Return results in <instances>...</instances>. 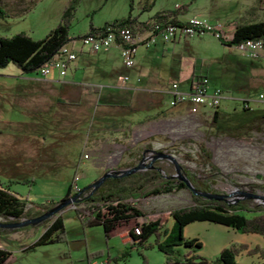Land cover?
I'll use <instances>...</instances> for the list:
<instances>
[{"label":"rangeland","instance_id":"374dc122","mask_svg":"<svg viewBox=\"0 0 264 264\" xmlns=\"http://www.w3.org/2000/svg\"><path fill=\"white\" fill-rule=\"evenodd\" d=\"M15 1L0 0L3 7ZM66 2L27 0L24 3L27 7L4 9L6 13L0 14V35L23 31L33 38L41 37L59 21ZM177 5L184 6L181 18L192 15L219 24L223 39L228 38L236 22L264 18V0H77L68 31L77 36L87 30L89 23L100 25L127 13L145 19L156 10L172 9ZM160 42L157 40L154 48L151 43L138 45L128 67L109 51L104 63L79 69L73 78L69 73L62 76L71 81L97 84L100 92L89 94L78 106L69 105L59 116L51 112L49 97L52 93L42 86L43 83L34 81L55 78L52 73L42 76L34 71L22 72L11 62L0 66V180L30 203L57 200L70 184L73 173L78 175V187L94 179L93 156H98L102 168L118 169L122 167V159L132 157L129 162L134 161L141 152L146 156L149 149L154 148L172 154L182 168L209 177L211 188L218 193L252 190L264 194V116H258L259 110H264L262 50L249 56L236 46L219 41L209 31L185 35L173 43ZM144 48L145 55L141 54ZM191 71L205 73L208 89L218 87L222 90L215 117L211 111L173 110L154 114L155 109L168 105L165 98H157L156 104L135 106L130 115L113 114L111 121L124 127L114 136H100L96 145L99 149L89 155L87 149L92 146L86 139L87 134L93 132L91 128L96 127L93 120L96 102L125 101L129 92L127 86L142 89L150 96L166 86L170 79H176L182 87ZM145 72L152 75V80L134 81L138 74ZM118 75L127 78L119 81ZM52 83L60 86L57 81ZM74 95L76 91L70 92L66 99L70 101ZM241 106L251 111H238ZM246 113L255 115L235 126L233 122L241 124ZM32 127H42L46 134L14 135L17 130ZM20 143H32L31 152L19 149ZM199 147L209 156L205 157ZM82 150L88 157H78ZM127 200L146 221H156L158 227L167 232L171 224L169 209L190 203V196L185 187H179ZM260 203L264 205V200ZM74 206L75 202H71L61 210L65 241L23 249L36 240L42 223L28 229L18 228L23 231L15 230L16 239H0L2 247L10 252L1 264H87L86 253L97 251L101 252V258L107 254L109 263L162 264V253L153 245V234L143 242V245L149 244L147 247L130 245V242L122 246L118 228L104 234L101 225L82 227L74 217ZM260 212L264 214V208ZM134 221L132 218L128 222ZM181 235L196 238L200 245L187 248L172 245V249L208 262H213L224 246L261 244L258 234L241 233L206 221L187 223L181 228ZM158 238L160 240L161 236ZM235 260L242 264H258L259 261L255 254L242 253Z\"/></svg>","mask_w":264,"mask_h":264},{"label":"trees","instance_id":"16d2710c","mask_svg":"<svg viewBox=\"0 0 264 264\" xmlns=\"http://www.w3.org/2000/svg\"><path fill=\"white\" fill-rule=\"evenodd\" d=\"M77 0H67L63 6L59 21L49 28L41 37L33 38L28 33L19 31L10 35H0V66L8 62L14 64L22 72L34 71L48 61L57 48L74 37L68 31L69 23L73 17L75 4ZM184 6L177 5L172 9H159L152 12L145 19H137L128 13L119 18L109 21H103L100 25L88 24L87 30L83 34L103 32L106 28L113 25H126L131 29H144L149 27L153 22L175 23L177 13H181ZM6 13L0 2V14ZM82 35V34H80ZM78 36V35H77ZM225 44L235 45L239 41L248 39H259L264 57V18L256 20H247L236 22L231 30L229 37L223 39L216 37ZM202 72H190L188 76V84L197 78ZM238 111L248 112L250 108L241 106ZM217 110L211 111L212 117H215ZM243 120H248L251 115L246 113ZM257 114V113H256ZM258 116H264V110H259ZM200 152L208 157L209 154L199 147ZM134 161H128L122 167L133 165ZM154 166V163H151ZM173 172V167L168 164L164 170H156L154 167H145L143 170H135L127 174L119 176H106L102 183L91 193L89 188L83 189L80 198L75 202L72 208L74 217L79 221L82 227L101 225L105 234L108 230H112L121 226L132 218L143 217L142 214L131 203L128 198H136L147 194L158 192H168L172 189L184 187L180 180L170 177H162V174L168 175ZM183 174L189 182L198 189L209 192H216L211 188L212 180L206 175H199L191 170L183 168ZM88 184V183H87ZM83 185L79 188H84ZM251 186H255L251 184ZM70 195V184L67 186L64 194L57 200H47L40 203H30L26 205L25 198H21L19 194L9 189L8 183L0 181V219L2 222H13L21 219L32 218L42 214L46 209L53 206L59 200ZM190 203L170 208L168 216L171 220L168 231L160 229L156 221H146L139 224V232L134 235L129 233L130 245H143L145 239L153 234V245L162 253V264H242L235 260L240 253L244 255L255 254L259 259L258 264H264V214L261 213L264 205L261 203H252L249 198H241L233 201L229 199L227 202L222 199L205 198L196 194H189ZM243 213H253L244 215ZM192 221H206L221 226L228 227L241 233L258 234L261 237L260 246L247 247L244 244H230L220 248L213 262H208L195 255L178 253L172 249V245H181L183 247H198L200 242L196 238H184L181 235V228ZM43 230L36 240L24 247L28 249L32 246L49 244L55 242H63L64 226L61 213H57L41 222ZM32 226H25L19 229H28ZM12 230L0 228L1 233H7ZM159 235L161 239L158 240ZM10 252L0 247V264L9 256ZM101 252L86 253L85 260L89 261L100 257Z\"/></svg>","mask_w":264,"mask_h":264},{"label":"built area","instance_id":"2783aa9c","mask_svg":"<svg viewBox=\"0 0 264 264\" xmlns=\"http://www.w3.org/2000/svg\"><path fill=\"white\" fill-rule=\"evenodd\" d=\"M202 31H209L215 37L219 36L222 38L219 24L210 23L203 18L192 15L180 18L175 23L165 22L161 24L160 22H153L149 27L144 29H131L126 25H113L106 28L103 32L82 34L68 39L36 71L37 74L44 76L52 70H56L62 76L65 74L69 62L75 58L77 51H99L109 46L116 48L120 63L128 67L132 63L133 55L138 45L147 46L153 42L155 37L167 41ZM234 46L249 56H254L258 50H262L259 39L245 38ZM125 78L126 75L118 76L119 80ZM166 91L168 93L167 103L169 105L182 103L184 109L189 113L202 110L212 111L216 109L222 97V90L220 88H207L206 76L202 74L195 79L193 78V81L185 89H179L177 82L172 80L169 82ZM244 101L242 99V102ZM81 156L86 157L87 153L83 152ZM77 178V173H73L70 181V194L79 189L76 183ZM142 222H146V219L143 217L135 218V221L128 228L130 233L134 235L138 234L139 224ZM118 233L127 234V230H120ZM88 264L106 263L103 260L93 259Z\"/></svg>","mask_w":264,"mask_h":264},{"label":"crops","instance_id":"0c3cea01","mask_svg":"<svg viewBox=\"0 0 264 264\" xmlns=\"http://www.w3.org/2000/svg\"><path fill=\"white\" fill-rule=\"evenodd\" d=\"M25 1H27V0H16L15 2H13V4L12 3L11 4L6 3L3 8L7 9V10H14V9H20L22 7H27L26 5H24ZM181 17H182L181 13L176 14V18L180 19ZM180 38H182V37H180ZM178 39L179 38H174L172 40H167V41L169 43H173V42L177 41ZM157 40H159V42H160L162 39H160L159 37H155L153 42L151 43V44H153V46H152L153 48L156 47L155 42ZM161 44H162V42L159 43V45H161ZM145 49L146 48H144L142 50L141 54H143V55L146 54ZM109 51L111 53L117 55V57H118L117 50L113 46H109V47L102 49V50H99V51H86V50L77 51L75 58L69 62L65 74L62 76L64 77L67 73H69L71 75V77L73 78L74 74L79 69L83 70L86 66H88L90 64L96 66L100 63L101 64L104 63V61L106 60V55ZM133 58H134V55H133ZM118 59H119V57H118ZM49 73H52L55 76V78H41V79H37L34 81L43 83L42 86H45L48 89V91L52 93V95L49 97V103H51V108H52L51 109L52 115L59 116L60 114L63 113V109L67 108L69 105L71 107L72 106H78L79 104L82 103V101L85 99V97L88 96L89 94L100 92V88L97 84L89 83L87 81L86 82H79V81L77 82V81H71L68 79H63V77L61 75H59L56 70H52ZM118 76H117V79H118ZM125 79H123V80H125ZM143 79L150 81V80H152V75L150 76L149 72L140 73L134 78V81L139 82ZM123 80H119V81H123ZM172 80L177 82L176 79H170V81H172ZM187 80H188V77H187V79L184 82V85L182 87H179V85L177 83V87L179 89L187 88V86H188ZM55 81L60 83L59 87L56 85H55L56 87L53 86L52 82H55ZM169 82H168V84H169ZM168 84H166V86H164L163 88L158 89L154 96H150V95L144 93L142 89H138L137 87L127 86V90L129 92L127 94L125 101H123V102H106V103L96 102L95 108H94V113H93V120L96 123V125H95L96 127L93 126L91 128V130L93 132L88 133L87 139H86V141L89 142L92 146V147H89V149H87V150H89V155L94 154L92 152L96 149L97 150L99 149L96 145L99 142L100 136H102V138H106V137H108V135L114 136V135H116V133L121 132L122 128L124 127V125L123 126H121V124L116 125L111 121V119L113 118L112 117L113 114L126 113L127 115H130V111L135 106H137L139 104L143 105V104H149V103H155L156 104L158 102V99L163 100L165 98L166 102H167L168 101V93L166 90L168 88ZM75 91H76V95H74L72 100L68 101V99H66V96L68 94H70V92H75ZM173 110L185 111L183 104L177 103L174 105L168 104L167 107H165V108L155 109L153 111V113L159 115V114L165 113V111H172L173 112ZM66 111L67 110H65V112ZM207 112H209V111L208 110L198 111V113H207ZM67 114H68V112H66V115ZM140 118H134L133 120H139ZM12 134H14V133H12ZM44 134H46V129H43L42 127H38V128L32 127V128H25V129L23 128V129L17 130V132H15L14 135L43 136ZM21 144L22 143H20L19 149L24 150L26 152L28 151L29 153L31 152L30 148L32 147V143L26 144V145H23V144L21 145ZM82 151L87 153L84 150H82ZM150 154H151V152L149 150V154L146 155L147 159H148ZM78 157L79 158L82 157L80 153H78ZM86 157H88V153H87ZM131 158L132 157H128L125 160L122 159L123 162L122 161L120 162V167L122 165H124L126 162H128L129 159L131 160ZM92 159L93 160H92L91 167H93V169H94L93 177L96 178L98 175H100L102 173L103 170H106V169L102 168L100 162L98 161V156H93ZM94 159H97V161ZM146 161L147 160H145V162ZM156 162H160V163L165 162L168 164V162L166 160H164L163 158H159V157L154 158L151 163L155 164ZM67 165L73 166V164H71V163H68ZM143 167L145 168V167H149V166L144 165ZM144 168L140 169L139 171L143 170ZM1 182H4V181H1ZM9 189H10V187H9ZM10 190L13 191L12 189H10ZM13 192H15V191H13ZM19 196L21 198H23L21 195H19ZM28 204H30V202L28 200H26V205H28ZM60 213L62 214V211ZM128 221L126 223L122 224L121 226L116 227V228H118L117 229L118 231L124 230V229H125V231L127 230V234H124V233L120 234L117 231V235L120 239L122 246H124L127 242H130V238H129L130 231L128 230V228L132 223H129ZM42 230H43V228H42ZM19 231H23V230H17V232H19ZM15 232H16L15 230H12V231H9V232L4 233V234L1 233L0 239L14 240V239H16V237L14 235V234H16ZM2 243L3 242L0 243V247H2ZM97 259L103 260L106 264H115L113 261L111 263L108 262L107 254H105L104 258L98 257Z\"/></svg>","mask_w":264,"mask_h":264},{"label":"water","instance_id":"95a60500","mask_svg":"<svg viewBox=\"0 0 264 264\" xmlns=\"http://www.w3.org/2000/svg\"><path fill=\"white\" fill-rule=\"evenodd\" d=\"M149 150H150L151 154L149 155L146 162L141 161V159H142V152H141V156L139 157V160L136 163H134L133 165H131L129 167L118 168V169L111 168V169L103 170L100 175H98L96 178H94L92 181H90L88 184H86V186L84 188L83 187L79 188L73 194H70L68 197H65V198L59 200L53 206L46 209V211H44L42 214L35 216V217H32V218L21 219V220L13 221V222H2V221H0V228L18 229V228L25 227V226L36 225V224L42 222L43 220L59 213L65 205H67L71 202H76L80 198L81 194L83 193V189L89 188L88 193L93 192L102 183V180L106 176H119L122 174H127L129 172L138 170L141 166H144V165L149 166V167H154L156 170H158L157 166H153L151 164L152 160L156 157L165 159L167 162L171 163L172 167H173L172 173H169L168 175L163 174L162 176L163 177H170V178L173 177L177 180H180L183 183L184 187L188 190L189 194L200 195V196H203L207 199H209V198L222 199L225 202H227L229 199H233V201H235V200L241 199L243 197L252 199L253 201H255V203H260L261 201L264 200V194L263 193H259L257 191H252V190H250V191H248V190H236L234 192H229V193H227V192L218 193V192H209L206 190H201V189L195 188L189 182V180L186 178V176L183 174V172L181 171L180 164L175 160V158L173 157L172 154L161 151V150H156V149H149Z\"/></svg>","mask_w":264,"mask_h":264},{"label":"flooded vegetation","instance_id":"af4514ba","mask_svg":"<svg viewBox=\"0 0 264 264\" xmlns=\"http://www.w3.org/2000/svg\"><path fill=\"white\" fill-rule=\"evenodd\" d=\"M141 156V153L138 155V157L136 158V160H135V162L134 163H136L138 160H139V157ZM145 160H147V158H146V156L142 153V159H141V161H144L145 162ZM168 164L167 163H165V162H162V163H160V162H156L155 164H154V166H157L158 167V170H161V171H163L164 170V167L165 166H167ZM142 167L143 166H141L138 170H140V169H142ZM181 171H183V168L181 167ZM173 178V177H172ZM175 179V178H174ZM175 180H177V179H175Z\"/></svg>","mask_w":264,"mask_h":264}]
</instances>
